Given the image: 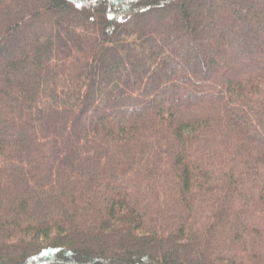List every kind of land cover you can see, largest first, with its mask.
I'll list each match as a JSON object with an SVG mask.
<instances>
[{"label":"trees","instance_id":"trees-1","mask_svg":"<svg viewBox=\"0 0 264 264\" xmlns=\"http://www.w3.org/2000/svg\"><path fill=\"white\" fill-rule=\"evenodd\" d=\"M0 264H264V0H0Z\"/></svg>","mask_w":264,"mask_h":264},{"label":"rangeland","instance_id":"rangeland-1","mask_svg":"<svg viewBox=\"0 0 264 264\" xmlns=\"http://www.w3.org/2000/svg\"><path fill=\"white\" fill-rule=\"evenodd\" d=\"M155 16H156V17H160V16H162V12H157V13H155ZM235 54H236V53H235ZM235 57H236V58L239 57V54H236Z\"/></svg>","mask_w":264,"mask_h":264}]
</instances>
